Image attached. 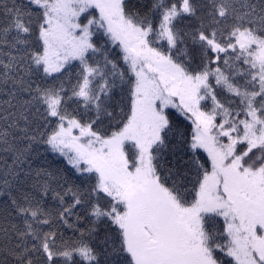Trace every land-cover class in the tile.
I'll return each mask as SVG.
<instances>
[{"label":"snow or ice","instance_id":"1","mask_svg":"<svg viewBox=\"0 0 264 264\" xmlns=\"http://www.w3.org/2000/svg\"><path fill=\"white\" fill-rule=\"evenodd\" d=\"M0 264H264V0H0Z\"/></svg>","mask_w":264,"mask_h":264}]
</instances>
